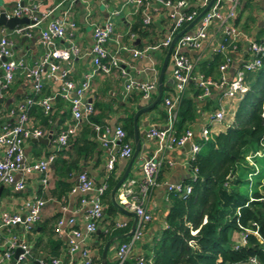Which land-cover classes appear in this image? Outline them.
Wrapping results in <instances>:
<instances>
[{
  "label": "built area",
  "instance_id": "obj_1",
  "mask_svg": "<svg viewBox=\"0 0 264 264\" xmlns=\"http://www.w3.org/2000/svg\"><path fill=\"white\" fill-rule=\"evenodd\" d=\"M15 6L6 12L7 16H27L32 23L18 25L13 29L17 35L31 38L33 29L41 21L49 16L50 11L36 14L38 5L25 4L21 0H14ZM71 2L87 0H70ZM230 6L226 13L221 11L222 0H214L209 9L197 20V22L181 34L174 42L171 59V76L174 83L173 90L166 95H162V107L166 122L164 127L158 128L150 126L146 130L147 138L156 142L154 153L143 160L140 165V178H128L118 187V202L126 210L132 211L137 216V223L133 233L127 240L118 245L115 259L107 264H122L130 258V253L136 242L143 235V227L153 219L151 212L146 207V201L152 191L159 185L158 176L163 165L164 158L160 156L167 149L188 145L191 156L189 163L199 152L201 144L196 139L207 141L212 138V126L225 119L226 110L224 101L239 100L247 90L245 83V73L253 72L261 66V58L264 56V16L262 18L263 35L260 40H250L248 44L249 58L241 63L239 69L233 76H227V70L231 64V58L225 54L229 46L233 47L231 41V24L236 17V9L239 0H228ZM209 0H201L199 8L189 7L187 0H124L125 5L131 6L135 12L141 14L142 22L148 25L152 22V11L157 12V16L165 12V17L170 21L164 30V37L157 43L141 48L130 47L121 41V34H116L115 23L112 19H107L103 24H94L91 30V46L88 54L91 58V69L84 73L78 80L71 74V68L59 63L60 60L68 62L71 54H77L79 49L71 44L67 48H56L57 41L63 39L67 28H74L75 22L70 19V12L66 10L61 16L49 19L43 28L39 29L38 43L44 48L43 54L38 62L29 67L22 59H16L12 51V42L6 37H0V104L4 94L14 81L16 74L21 71L25 79L31 85V94L26 97L24 102L18 106L17 111H11L14 115V122L9 123L2 119L0 114V183L11 186L14 190L20 191L25 187V176L32 172H37L43 176L42 183L46 184V174L49 171V164L55 157V152L64 149L72 137H74L83 122L90 123L94 130L96 140L108 151L106 162L107 176L99 185L84 173L80 172L77 177V184L72 188V192L79 191L83 194L80 199L81 205L86 206L84 215V232L76 226V220L72 217L66 223L68 229V251L73 253L81 250L85 258L83 264H91V257H88L84 246L85 235L93 234L99 221L103 218L102 196L107 189L109 173L113 170L118 158H129L133 154L132 140L127 138V133L122 126H116L112 131L106 125L91 121L95 114L94 104L87 99L91 87L92 78L96 74H109L112 70L119 71L123 78V93L129 95L136 93L140 98L147 102L152 99L157 91V81L147 78V80L137 81L129 73L145 71L137 68L132 60L124 61L121 57L123 51H128L132 59L149 56L151 51L164 49L167 50L172 38L189 24L199 12L208 4ZM199 10V11H198ZM118 11L114 12V15ZM213 21L217 22L219 29L223 30L222 38L213 50V53H222L223 61L218 66L219 76L215 79L205 76L198 71L195 73L197 58L194 59L188 51L196 50L202 41L207 37V31ZM173 25L172 29L170 27ZM110 39L115 41L117 48L113 51L108 47ZM230 39V40H229ZM157 73L153 66L147 68ZM44 80L57 82L61 86L60 92L49 96H41ZM194 81L197 88L201 90L197 98L202 101L211 95L213 89L221 91L219 108L213 113H209L196 137L192 128L177 134L173 126L177 108L181 98L186 93L188 84ZM56 96H60L69 102L72 121L61 128L54 138L55 152L35 161H27L23 143L30 138L51 136L52 132L34 127L31 124L29 112L37 105L44 114L52 111L53 101ZM196 137V138H195ZM261 155V153H256ZM250 164L252 160L248 157ZM194 171H192L194 178ZM20 174L16 177V174ZM137 185V190H133V185ZM168 193H177L186 197L191 192V185L176 184L167 185ZM116 191V193H117ZM45 204L42 197L26 199L22 203L23 213L3 212L0 216V226L8 227L22 225L25 231H30L40 220L41 211ZM63 224L62 220L57 221V228ZM112 230L124 226L123 222L113 221L109 224ZM249 231L237 233V239L233 243V248L246 244V234ZM264 247V243H263ZM0 264H23L26 257L30 254L27 243L17 239L16 236L6 237L0 234ZM19 250L16 255L15 250ZM143 256L136 258L135 264H144ZM249 264H260L255 258H251ZM39 264H46L39 260ZM48 264H60V259L53 257Z\"/></svg>",
  "mask_w": 264,
  "mask_h": 264
},
{
  "label": "crops",
  "instance_id": "obj_2",
  "mask_svg": "<svg viewBox=\"0 0 264 264\" xmlns=\"http://www.w3.org/2000/svg\"><path fill=\"white\" fill-rule=\"evenodd\" d=\"M21 1L25 4L38 5L36 9L37 15L50 11L49 16L33 29L31 38L17 35L13 32V29L10 30L5 27H0V37L3 35L6 36L12 42L14 57L16 59H22L26 65L31 67L40 60L44 51V48L38 43L39 29L43 28L49 19L61 16L64 11L69 10L70 19L75 22L76 26L74 28H67L65 37L57 41L56 48H67L71 44L78 47L79 52L77 54H71L68 62L63 60L59 61L60 64L67 65L71 68L72 77L76 80L80 79L84 73L90 71L92 66L88 51L91 46V30L94 24H103L107 19H112L115 23L116 34H121L122 43L137 48L139 45L140 48L151 45L150 41L157 43V40L160 38L157 37V29L164 32L166 25L170 23L165 17L164 11L158 16L156 11H152V22L150 24L154 27L155 30L153 28L151 29H153L155 33L149 34L148 36H140L128 32L130 24L135 20L139 12L137 13L131 6L125 5L123 3L124 0H87L86 2H71L70 0ZM187 2L189 7L199 8L201 0H187ZM14 3V0H0V9H5L6 12H9ZM221 5V11L226 13L230 6V2L228 0H222ZM115 11H118V13L114 15ZM236 12V17L231 24V41L233 42V47L229 46L225 51V54L231 58V64L227 70L228 77L233 76L236 70L239 69L241 63L249 58V41L260 40L262 38L264 0H239ZM222 34L223 30L218 28L216 21H213L208 28L206 39L202 41L198 49L188 51L189 55L194 59L197 58V63L201 61L210 62L213 57V50L221 40ZM108 47L113 51L117 48L113 39L109 40ZM166 51L167 50L164 49H156L151 51L149 56L137 59H132L128 51H123L121 57L124 61H130L131 59L133 64L140 70L145 69V71L141 72L129 70V73L133 75L137 81L147 80V78L157 81L159 69ZM151 66H153L156 71L158 69V72L154 73L150 69H147ZM166 71L168 72L167 74ZM196 72H198L197 68L195 70V73ZM218 76L219 71L211 77L216 79ZM123 84L124 80L117 70H112L109 74H96L92 78L91 87L87 94V99L91 101L95 107L94 117L98 120L95 122L108 126L111 131L116 126H122L127 117H129L132 112L135 113V111L138 110V106L144 107L151 103L157 94L156 91L152 99L145 102L136 93L125 95L123 93ZM173 86L171 66L167 64L163 76L162 95H166L170 90H173ZM60 90L61 86L59 83L44 80L41 96H49L56 92L59 93ZM30 94L31 85L25 79L22 72L19 71L14 81L5 92L3 101L0 104L2 119L9 123L14 122L15 118L14 115L11 114V111H17L18 106L21 105ZM220 99L221 91L213 89L211 95L199 103L198 106L202 107L205 103L211 102L208 109L202 108L198 110V116H196L195 121L190 124L196 137L207 115L219 108ZM237 103L238 100L227 99L224 101L223 104L226 110V116L224 120L212 126V137L224 131L226 127L231 124L232 114ZM159 105L158 112H147L152 110L151 108L145 111L147 113L143 112V115L140 114V120V115L137 118V128L140 134V151L130 167L127 175L128 178L133 177L139 179V168L141 163L156 150V142L147 138L146 129L150 126L158 128L164 127L166 118L164 117L162 104L160 103ZM29 116L31 124L34 127L52 132L51 139H49L47 143L33 141L34 138H30L23 143V151L27 161H35L55 152V135L61 128L72 121L69 102L60 96H56L53 101L52 111L49 112V114H44L39 106L34 105L30 109ZM78 137H82L84 140L86 138L88 142L93 144L92 150L85 155L84 151H81L78 155L76 150H74L75 138ZM132 143L134 147L133 138ZM78 145L82 146V144ZM1 152L2 148L0 147V153ZM57 152L58 153L55 152V157L49 164V171L46 174V184L42 183L43 176L37 172H32L24 177L25 187L20 191H16L11 186L0 183V216L3 212H18L22 214V203L26 199L42 197L45 201L40 220L30 231H25L22 225L8 227L0 226L1 235L6 237L16 236L17 239L27 243L30 254L26 257L23 264H39V260H43L48 264L49 260L53 257L59 258L60 264H83L85 259L81 250L69 253L67 246V232L69 226H67L66 221L73 217L76 220V226L81 228L84 232V215L87 209L86 206H82L80 202L83 194L79 191L72 192V188L76 186L77 177L80 172H84L95 185H99L104 181L107 176L105 165L108 158V151L96 140L92 125L83 122L81 129L70 139L69 144L64 149ZM160 156L164 158V161L158 176L159 185L152 191L146 201V207L151 212L153 219L145 224L141 239L136 242L131 250L130 258L134 260L139 256L152 254L153 239L158 237L162 229L166 227L165 217L170 206L167 185L184 184L193 176L189 163L191 152L188 145L167 149ZM130 158L131 157L118 158L113 170L109 173V178L111 176L120 178ZM56 159H63L67 163L75 161L78 167L77 169L71 170V172L66 175L64 166L58 164L62 172V175H59L55 167ZM19 176V173L16 174V177ZM63 183H67L66 185H68V188H66ZM133 190H137L136 184L133 185ZM110 192L108 197L106 198L105 196L103 200V218L99 221L96 231L93 234L85 235L84 246L87 250V255L88 257L94 258L95 264H101L102 251L107 242L104 243L103 239L99 238L98 235L100 233L107 236L110 233L113 236L123 235L130 232L134 224L133 216L124 214L117 208L109 210L108 200L110 204H112ZM117 194L118 191L115 194L116 202L119 201ZM60 219L63 224L59 226L58 230L57 221ZM117 220L123 222L124 226L112 230L109 224ZM126 238L128 239V237ZM124 239L125 238L114 241L111 244L107 250L106 264L115 259L116 249Z\"/></svg>",
  "mask_w": 264,
  "mask_h": 264
},
{
  "label": "trees",
  "instance_id": "obj_3",
  "mask_svg": "<svg viewBox=\"0 0 264 264\" xmlns=\"http://www.w3.org/2000/svg\"><path fill=\"white\" fill-rule=\"evenodd\" d=\"M151 28L154 29L152 24H143L139 13L128 32L148 36L155 33ZM157 37H160L157 41L162 39L164 32L157 29ZM150 44L155 42L150 41ZM222 61V53H213L210 62H198L196 68L205 76H214ZM244 79L247 90L238 100L231 124L207 141L196 139L201 147L190 161L191 170H196L194 178L186 181L191 185V192L186 197L169 193L166 227L153 239L152 254L143 256L144 264H249L251 258L264 264V56L261 66L246 72ZM200 92L194 81L188 84L173 124L177 134L191 128L199 109L209 108L210 101L198 106ZM161 102L162 99L158 103ZM133 115L134 112L122 125L129 140L133 138ZM90 119L98 121L94 116ZM74 143L78 155L81 151L85 155L93 148L86 138H75ZM258 152L261 155H257ZM58 164L64 166L66 175L78 167L75 161L67 163L56 159L59 175L62 172ZM118 180L112 176L108 179L102 200L108 197ZM63 184L68 188L67 183ZM246 184L245 191L243 185ZM108 203L109 210H114L109 200ZM240 231H249L246 244L234 249L233 237ZM112 236L111 233L98 235L104 243ZM135 261L129 258L122 264H135ZM95 263L91 257V264Z\"/></svg>",
  "mask_w": 264,
  "mask_h": 264
},
{
  "label": "water",
  "instance_id": "obj_4",
  "mask_svg": "<svg viewBox=\"0 0 264 264\" xmlns=\"http://www.w3.org/2000/svg\"><path fill=\"white\" fill-rule=\"evenodd\" d=\"M213 2H214V0H209L208 4L199 12V14L189 24H187L181 31H179L177 34L174 35V37L171 40V43H170L169 47L167 48L166 54L164 56V59L162 61L160 69H159V75H158V79H157V94H156V97L148 105H145L144 107L136 110L134 115H133L132 128H133V139H134V151H133V154H132V156H131V158H130L127 166H126V169H125L124 173L122 174V176L119 178V180L116 182V184L111 189L110 199H111L112 205L115 208H117L119 211H121L124 214L131 215V216L134 217V224H133L130 232H128L126 234H123V235L113 236L112 238H110L105 243L103 251H102L101 264H106V254H107V250L109 249L111 244L114 241L120 240L122 238L130 237L131 234L134 231L135 224H136V221H137V216H136V214L134 212L126 210L125 208L121 207L115 201L116 191H117L118 187L120 186V184L126 179V177L128 175V172L130 170V167H131L135 157L137 156V154L140 151V134H139L138 128H137V118H138V116L140 114H142L143 112L151 109L153 106L158 104L159 100L161 99L162 92H163V76H164V72H165V69H166L167 64H168V60H169L170 54L172 52V48H173L174 42L176 41V39L181 34H183L185 31H187L189 28H191L197 22V20L209 9V7L211 6V4ZM32 22H33V20H29V18L27 16H22V17L10 16V17H8L7 14H6L5 9H0V27H5L7 29L12 30L18 25L28 24V23H32ZM172 27H173V25L170 27V29H172ZM49 139H51V136H48L46 138H43V137L34 138L33 141L47 143ZM18 253H19V250H16L15 254L17 255Z\"/></svg>",
  "mask_w": 264,
  "mask_h": 264
},
{
  "label": "rangeland",
  "instance_id": "obj_5",
  "mask_svg": "<svg viewBox=\"0 0 264 264\" xmlns=\"http://www.w3.org/2000/svg\"><path fill=\"white\" fill-rule=\"evenodd\" d=\"M90 5H91V3H90ZM14 6H15V3L13 4V7H14ZM13 7H12V8H13ZM170 63H171V59H170L169 62H168V66L170 65ZM167 73H168V72L166 71V74H167ZM159 104H160V103L157 104V108H156V109L154 108V109H152V110H150V111H147V112H149V113H151V112H155V111L158 112V111H159V106H160ZM147 112H144V113H147ZM144 113H142L141 115H143ZM141 115L139 116V120H140ZM247 186H248V184L243 185V189H244L245 191H246V187H247ZM237 236H238L237 234L234 235V237H233V243H234V241L237 239Z\"/></svg>",
  "mask_w": 264,
  "mask_h": 264
}]
</instances>
